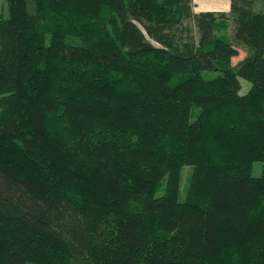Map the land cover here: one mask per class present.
I'll list each match as a JSON object with an SVG mask.
<instances>
[{
    "label": "trees",
    "instance_id": "trees-1",
    "mask_svg": "<svg viewBox=\"0 0 264 264\" xmlns=\"http://www.w3.org/2000/svg\"><path fill=\"white\" fill-rule=\"evenodd\" d=\"M230 1L0 0V264H264V11Z\"/></svg>",
    "mask_w": 264,
    "mask_h": 264
},
{
    "label": "rangeland",
    "instance_id": "rangeland-1",
    "mask_svg": "<svg viewBox=\"0 0 264 264\" xmlns=\"http://www.w3.org/2000/svg\"><path fill=\"white\" fill-rule=\"evenodd\" d=\"M227 1H228L227 3H229L228 8L230 9V6H231L230 0H227ZM212 2L213 0H193V10L194 12H197L204 8H210L212 7L210 4ZM221 6H222V3L217 6L219 8L218 10L224 11L226 13H230L229 9L227 10V8H224V7L222 8ZM253 8L255 10L264 11V0H253ZM220 19L221 18H219L218 28L215 30V32L220 35H225L228 39L232 41L234 47L237 49V53L233 54V56L231 57V62H232L231 64L236 65L238 62L243 60L248 55L250 49L246 44H244V42L239 41L234 37V34H233L234 22L232 18L222 19V20ZM188 22L189 21H187V23ZM215 74L216 73L211 72V71L204 72V75L206 78H210L212 77V75H215ZM240 81H241L240 92L241 94H245L249 90L251 86V82L248 79L242 78V77H240ZM192 170H193V167L190 165L183 166L181 170L180 193H179L180 200H184V198L186 197L188 186L190 183V178L192 175ZM263 172H264V162L256 161L253 166L254 175H260ZM165 183H166V179L165 181H163V186ZM161 192H162V188L158 193H161Z\"/></svg>",
    "mask_w": 264,
    "mask_h": 264
},
{
    "label": "crops",
    "instance_id": "crops-1",
    "mask_svg": "<svg viewBox=\"0 0 264 264\" xmlns=\"http://www.w3.org/2000/svg\"><path fill=\"white\" fill-rule=\"evenodd\" d=\"M228 1L227 0H213V2L212 3H210L211 4V6L212 7H210V8H204V9H202V10H215V11H220V10H218L219 8L217 7L219 4H221L222 3V8L224 7V8H227V10L229 9L228 8V4L229 3H227ZM230 4H231V1H230ZM220 7V8H221ZM230 10V9H229ZM199 11H201V10H199ZM199 11H197V12H199Z\"/></svg>",
    "mask_w": 264,
    "mask_h": 264
}]
</instances>
